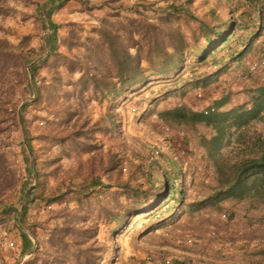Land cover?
Returning <instances> with one entry per match:
<instances>
[{
	"label": "rangeland",
	"instance_id": "obj_1",
	"mask_svg": "<svg viewBox=\"0 0 264 264\" xmlns=\"http://www.w3.org/2000/svg\"><path fill=\"white\" fill-rule=\"evenodd\" d=\"M232 21L231 49L216 61L262 26L211 76L212 56L199 65L193 52L207 29ZM177 33L182 65L120 93L110 51L141 59L149 75L163 62L152 36L169 52ZM263 77L264 0H0V264H264L259 226L243 222L264 211V196H215L219 176L201 146L209 129L159 118L220 98L228 108L240 85ZM243 131L264 139V123ZM173 165L183 206L177 192L153 195ZM144 203L160 208L143 214Z\"/></svg>",
	"mask_w": 264,
	"mask_h": 264
},
{
	"label": "trees",
	"instance_id": "obj_2",
	"mask_svg": "<svg viewBox=\"0 0 264 264\" xmlns=\"http://www.w3.org/2000/svg\"><path fill=\"white\" fill-rule=\"evenodd\" d=\"M259 13H262L261 8ZM261 19L260 16L258 22ZM261 26L260 24L257 29L252 31L246 41L242 40L238 51L233 50L225 55L221 61H216L214 57L222 51L231 49L230 40L236 30V22L232 21L226 24L220 31H213V28L207 29L204 45L193 52L196 55L195 62L199 65L206 64L212 56L210 64L213 72L210 74L211 76L229 68L236 58L248 51L251 42L259 35ZM49 27L52 28L50 24ZM148 28L153 27L150 25ZM173 36L174 40L169 52L162 48L163 43L156 39L155 35L152 36L154 49L151 54L159 55L163 62L158 67L156 66L149 75H146L147 70L141 66V59L131 63L128 53L121 56L115 50L110 51L109 56L113 59L116 78L121 84L120 93L139 84H148L149 78L154 77L153 80L158 82L161 77L173 73L182 65L185 60L186 42L179 33ZM146 62L152 64L150 59H147ZM245 91L246 97L235 99L228 108H225L227 105L226 98H220L213 107L205 111L197 112L183 106L159 113V118L167 122L191 126L204 125L209 129L211 134L209 137L201 139V146L209 159L212 160L219 176L215 196H222L223 198L241 200L264 196V139L256 133L248 135L243 131L254 122L264 123V83ZM173 166L175 167V165ZM178 170L175 167L174 182L165 171L159 172L162 174L158 179L160 183L155 179L156 193L153 195L157 198L164 196V200H169L177 192L179 194L178 204L183 206L184 184L176 180L180 174ZM32 172L34 175L36 174L34 170ZM28 194L27 192L26 200ZM143 206L142 211H140L143 214L152 213L160 208V204L154 210H152L153 207L147 208L148 203H144ZM21 237L23 249L28 248L30 250L32 247L30 238L24 232H21Z\"/></svg>",
	"mask_w": 264,
	"mask_h": 264
},
{
	"label": "crops",
	"instance_id": "obj_3",
	"mask_svg": "<svg viewBox=\"0 0 264 264\" xmlns=\"http://www.w3.org/2000/svg\"><path fill=\"white\" fill-rule=\"evenodd\" d=\"M263 79H264V77H263ZM256 81L249 82L247 85H240L239 86L240 89L238 91L239 93L235 94V96L237 98H239V97H246V95H245L246 91L245 90H247L249 88H253V87L258 86V85L261 84L259 81H257V82ZM236 86H237V84H234L233 85L234 88ZM240 90H243V91H240ZM238 103H240V102H238ZM237 211H239V209ZM240 212H241V210H240ZM237 218H241V216H237ZM243 220H245L243 222H246V221L247 222H252V221H254L256 223V225L259 226V227H257L258 228V233H259V235L257 236V237H259L257 241L264 242V211H260V212L250 211V212L247 213V216ZM253 225L255 226V224H253Z\"/></svg>",
	"mask_w": 264,
	"mask_h": 264
},
{
	"label": "built area",
	"instance_id": "obj_4",
	"mask_svg": "<svg viewBox=\"0 0 264 264\" xmlns=\"http://www.w3.org/2000/svg\"><path fill=\"white\" fill-rule=\"evenodd\" d=\"M256 68H257V64L256 63H254L252 66H251V70H256ZM170 263V261L169 260H166L165 261V264H169Z\"/></svg>",
	"mask_w": 264,
	"mask_h": 264
}]
</instances>
